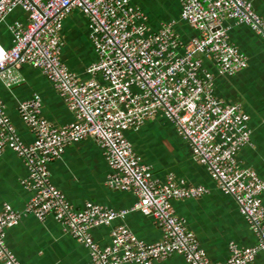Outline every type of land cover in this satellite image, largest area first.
Listing matches in <instances>:
<instances>
[{"label": "built area", "instance_id": "2783aa9c", "mask_svg": "<svg viewBox=\"0 0 264 264\" xmlns=\"http://www.w3.org/2000/svg\"><path fill=\"white\" fill-rule=\"evenodd\" d=\"M180 20L194 30L184 41L176 19L165 20L158 31L148 25L145 11L132 0H0V24L17 7L27 21L9 23L12 44L0 42V79L16 82L10 66L39 68L73 112V122L58 125L42 115L39 94L18 105V113L34 136L25 143L0 97V155L15 151L28 168L21 179L32 192L22 210L4 203L0 210V264H22L7 246L6 231L23 215L44 220L53 216L90 252L92 264H156L171 255L186 264H251L264 251V179L238 160L239 151L252 145L249 114L241 103L214 93L215 74L233 75L245 68L248 56L231 41L226 21L248 25L264 37V16L250 0H180ZM80 9L88 19L89 40L97 60L86 68L87 80L71 71L62 58L64 19ZM162 113L189 143L193 158L205 165L220 188L231 195L257 237L252 246L229 243L225 261H212L196 234L179 217L175 199L199 198L207 189L186 184L172 172L157 179L126 136L129 129ZM93 138L106 159L109 188L132 191L131 208L115 209L93 202L75 207L52 181L49 164L66 148ZM138 210L160 228V240L147 243L125 224L111 229L110 243H97L91 230L110 226Z\"/></svg>", "mask_w": 264, "mask_h": 264}, {"label": "crops", "instance_id": "0c3cea01", "mask_svg": "<svg viewBox=\"0 0 264 264\" xmlns=\"http://www.w3.org/2000/svg\"><path fill=\"white\" fill-rule=\"evenodd\" d=\"M250 1L254 9L264 16V0ZM132 2L145 11L152 31H158L163 21L176 19L175 29L184 41L194 35V30L179 19L180 0ZM15 20L27 21V13L21 7L15 8L6 22L0 24V42L5 47L12 44L13 36L8 25ZM226 24L230 25L231 41L248 56V64L233 75L219 74L209 60H206V66L215 74V95L232 103H241L249 114L252 145L239 151L238 160L243 166L255 169L264 179V37L244 23L228 20ZM62 34L64 62L81 79L87 80L89 75L86 68L97 60V55L89 40L88 19L80 9H74L64 19ZM9 70L18 80L7 85L5 80L0 79V97L25 143L33 142L34 136L21 119L18 105L35 94L42 98L44 118L58 125L74 121L73 112L39 68L22 64L10 66ZM126 136L143 161L152 167L157 179L164 181L166 175L172 172L188 185L207 189L199 198L175 199L172 205L176 214L196 234L212 261L222 262L228 258L230 242L241 246L257 243V237L236 200L220 188L205 165L193 158L189 143L162 113L147 120L136 131L127 130ZM49 171L54 185L77 208H82L86 202H93L126 209L131 208L137 200L132 191L108 187L110 167L93 138L68 146L61 158L49 164ZM28 174L26 164L15 151L6 149L0 155V210L4 203L18 210L24 208L32 196V192L21 183V179ZM262 198L264 203V193ZM119 224L127 225L147 243L156 242L162 236L151 217L133 210L124 218L114 220L110 226L93 228L91 232L95 241L102 246L109 244L111 229ZM6 243L22 264H92L89 249L66 232L51 215L44 220L33 214L23 215L16 225L6 231ZM156 264H186V261L183 256L174 254L156 261ZM251 264H264V251H260Z\"/></svg>", "mask_w": 264, "mask_h": 264}]
</instances>
